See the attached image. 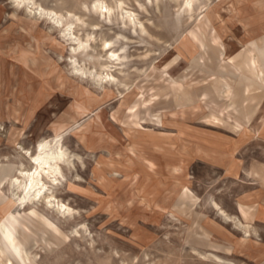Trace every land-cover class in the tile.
<instances>
[{
  "label": "rangeland",
  "instance_id": "1",
  "mask_svg": "<svg viewBox=\"0 0 264 264\" xmlns=\"http://www.w3.org/2000/svg\"><path fill=\"white\" fill-rule=\"evenodd\" d=\"M35 1L60 24L0 0V264H264V0ZM53 139L55 204L20 199Z\"/></svg>",
  "mask_w": 264,
  "mask_h": 264
},
{
  "label": "bare ground",
  "instance_id": "2",
  "mask_svg": "<svg viewBox=\"0 0 264 264\" xmlns=\"http://www.w3.org/2000/svg\"><path fill=\"white\" fill-rule=\"evenodd\" d=\"M13 1L15 3L14 5L16 6V8L18 9L25 8L26 11L29 12V14L33 15L36 18L47 19V20L49 19L50 22H53L54 24L62 21V19L60 18L61 14L57 10L53 8L44 7L41 3L35 0H13ZM193 1L194 0H183L182 6L185 7L186 12L190 13L191 11L195 9L193 5ZM92 5L96 11H100V15H105V17H107L110 13H112V11H114L115 7H120L122 5V0H116L114 4H111V3L109 4L105 0H95ZM124 13H126L124 14V16L126 15L128 16L129 21L133 22L134 24L138 22L141 24L140 20H136L134 18L133 16L134 14L131 10H125ZM120 15L122 14L120 13ZM78 19L80 20L81 17H79ZM72 25H73L72 20H67L64 23V27H65L64 31L69 30ZM71 34L72 33H70V35ZM111 40H107V39L104 40V43H103V45L105 46L104 48H107V46H112L111 44L113 40L112 41ZM75 41L77 43V46H74L73 48L74 52L84 53L86 50L85 40L76 36L74 38V42ZM106 52H107L106 54L108 55L107 61H105L102 64L106 72L103 71V72H98V73L96 72V73L100 76V78H102V82H103V79H106L108 83H111V80H108L111 76H113V73L111 72V66L112 64L114 65L115 63H117V61H119L120 59L125 58V55L122 56L121 54L118 53L117 48L114 49L112 47L108 48ZM76 69L77 71L79 70V71L85 72L80 67L75 66V70ZM61 141L60 140L56 141L55 139H53L52 141H48V140L41 141L36 154H31L32 163L35 165V169L34 170L33 169H20V176L22 175L26 179L25 187L23 190L24 195L21 196L20 199L22 200L28 199L27 202H31L34 199L39 200V201L43 199L44 200L47 199V201L50 203V206L55 204L54 200L52 199L54 195L48 194L47 192H45V190L49 188L47 182L48 181L57 182L59 180L58 175L62 173L61 161L64 158H66L65 157L66 151L61 145L60 143ZM46 179H48V181ZM56 206H58V211L62 214V216L64 217L72 216V209L70 206L66 205L65 203H58L56 204ZM12 209L13 208L9 209L8 212ZM12 231H13V225L8 224L6 229L4 230V233L7 237L8 236L11 237ZM248 232L250 231L248 230ZM214 257L215 259H217V261L221 262L223 260L218 255L214 254Z\"/></svg>",
  "mask_w": 264,
  "mask_h": 264
}]
</instances>
